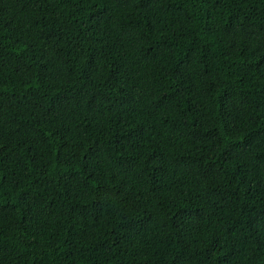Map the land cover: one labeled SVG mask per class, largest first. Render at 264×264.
<instances>
[{"label":"trees","instance_id":"16d2710c","mask_svg":"<svg viewBox=\"0 0 264 264\" xmlns=\"http://www.w3.org/2000/svg\"><path fill=\"white\" fill-rule=\"evenodd\" d=\"M0 264H264V0H0Z\"/></svg>","mask_w":264,"mask_h":264}]
</instances>
